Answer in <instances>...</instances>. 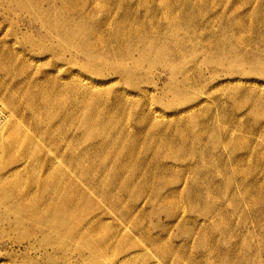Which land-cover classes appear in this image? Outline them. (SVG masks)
Wrapping results in <instances>:
<instances>
[{"label": "rangeland", "instance_id": "obj_1", "mask_svg": "<svg viewBox=\"0 0 264 264\" xmlns=\"http://www.w3.org/2000/svg\"><path fill=\"white\" fill-rule=\"evenodd\" d=\"M0 57L2 109L50 78L84 85L64 127L84 167L36 188L66 209L19 228L0 206V264H264V0H0Z\"/></svg>", "mask_w": 264, "mask_h": 264}, {"label": "bare ground", "instance_id": "obj_2", "mask_svg": "<svg viewBox=\"0 0 264 264\" xmlns=\"http://www.w3.org/2000/svg\"><path fill=\"white\" fill-rule=\"evenodd\" d=\"M166 3V2H165ZM6 6V5H5ZM4 6V7H5ZM45 6V4H44ZM25 14V13H24ZM64 31V30H63ZM62 34L67 35V31H65ZM117 34V40H119L122 43H119V41L117 42L120 46H122L125 43V39L123 38V35L116 31V33L113 35V37ZM119 36V37H118ZM121 36V37H120ZM132 39V38H131ZM133 41V40H132ZM131 43V42H130ZM30 55V54H29ZM3 56V55H2ZM1 56V57H2ZM9 56V55H8ZM24 56V55H23ZM32 56V55H31ZM35 56V55H34ZM0 57V58H1ZM9 57H13L12 55ZM36 57V56H35ZM6 58V57H4ZM3 58V59H4ZM20 58V56H19ZM12 59V58H10ZM14 59V58H13ZM12 60L11 61L12 63ZM29 59V58H28ZM23 60V59H22ZM2 61V60H1ZM0 61V62H1ZM5 61V60H4ZM29 61V60H27ZM26 61V62H27ZM16 62V61H15ZM100 62V61H99ZM3 66L5 67V62ZM2 63H0L2 65ZM31 63V62H30ZM24 64V63H23ZM12 65V64H10ZM26 65L28 66L29 64L26 63ZM25 65H22V67ZM64 66V65H63ZM9 67V66H7ZM11 67V66H10ZM9 67V69L11 70V68ZM59 67V66H57ZM62 67V65H61ZM3 68V67H1ZM24 68V67H23ZM28 68V67H27ZM60 68V67H59ZM65 68V66H64ZM5 68H3L4 70ZM8 69V70H9ZM26 69V67L24 68ZM70 69V68H69ZM7 70V71H8ZM28 70V69H27ZM24 72L25 74L27 73ZM42 70V69H41ZM54 70V69H53ZM61 70V69H60ZM5 71V70H4ZM13 71V70H12ZM25 71V70H24ZM52 71V70H51ZM59 71V70H57ZM67 71V70H66ZM65 71V72H66ZM54 72V71H53ZM56 72V71H55ZM76 72V71H75ZM8 73H10L8 71ZM32 73V72H31ZM46 73V72H45ZM57 73V72H56ZM6 74V72H5ZM19 74V73H18ZM30 74V73H29ZM37 74V73H36ZM35 74V75H36ZM40 74V73H39ZM52 74V73H50ZM78 74V72H77ZM24 75V74H23ZM34 75V73H33ZM34 75V76H35ZM43 75V74H41ZM56 75V74H55ZM1 76V73H0ZM3 76V75H2ZM8 76V75H7ZM7 76H5L6 78H8ZM19 76V75H18ZM32 76V75H31ZM48 76V75H47ZM51 76V75H50ZM54 76V74H53ZM66 76V75H65ZM72 78H69L70 76H68V78L66 79H56L54 78H50L51 80V84L52 86L49 85L48 82H46L47 85H45L44 81L41 83V81L39 83H41V85H36L32 86L34 89V92H24L23 94H21V98H16L15 95L12 96L11 94L14 93H9L11 96L9 98L10 99V103L8 106H3V109L0 107V206L2 208H4L6 211H8L9 213H12L14 215V217H17V221H16V225L19 226H23L26 222L25 217L29 211H33L34 209L37 211H41V212H45L48 210V208L50 206H57L59 207V209L61 208L62 210L65 208L64 205L60 206V204L58 205L57 203L55 204H51L49 202H45V205L43 204V200H41V195H43V193L40 194V190H37V186L42 185L43 187H45V185H49L50 183L52 184H63L66 188L67 184H72L76 179V175H75V171L79 168H81L82 164V156L78 154V139L76 137H73L72 139L67 140L65 138V134H64V127L66 126V122L68 121H75L77 119V114L80 111V107H79V103L77 102L78 98H79V92L80 89H82L84 87L83 83L81 82H77L79 81L78 79L76 80V75H72ZM25 77V76H24ZM33 77V76H32ZM31 77V78H32ZM41 77V76H40ZM79 77V76H78ZM1 78V77H0ZM5 78V79H6ZM35 78V77H33ZM62 78V77H61ZM4 79V78H3ZM1 79V80H3ZM16 79V78H14ZM19 79V78H18ZM21 79V78H20ZM26 79V78H25ZM37 79V78H36ZM47 79V78H46ZM22 80V79H21ZM21 80H19V82H21ZM29 80V79H28ZM32 80V79H31ZM68 80V81H67ZM4 81V80H3ZM12 81V80H10ZM35 80L33 79V82ZM6 82V81H5ZM17 82V81H16ZM25 82V81H22ZM27 82V81H26ZM25 82V83H26ZM30 82V81H29ZM32 82V81H31ZM30 84H33L31 83ZM36 82V81H35ZM13 83V82H12ZM80 83V84H79ZM85 83V82H84ZM11 84V83H9ZM16 84V83H15ZM28 84V83H27ZM26 84V85H27ZM19 85V83L17 84ZM23 85H25L23 83ZM22 85V86H23ZM83 85V86H81ZM3 86V85H2ZM1 86V87H2ZM11 86V85H8ZM45 86V87H44ZM87 86V85H86ZM16 87V86H15ZM29 87V86H28ZM49 87V88H46ZM88 87V86H87ZM9 88V87H8ZM13 88V86H12ZM17 88V87H16ZM21 88V87H20ZM19 88V89H20ZM27 88V87H26ZM46 88V89H45ZM6 89V88H5ZM15 89V88H14ZM13 89V90H14ZM22 89V88H21ZM20 89V91H22ZM29 89V88H28ZM2 91V89H0ZM11 90V88L9 89ZM17 90V89H16ZM26 90V89H24ZM19 91V92H20ZM5 92V91H4ZM7 92V90H6ZM18 93V92H17ZM8 94V95H9ZM6 96V95H5ZM18 96V94H17ZM0 98L1 97L0 95ZM7 97V99H9ZM70 99L72 100V103L70 104V108H68L67 106V102H69ZM4 100V98L2 99ZM0 99V104L3 103L4 101H2ZM8 102V101H7ZM6 102V103H7ZM7 105V104H6ZM1 106V105H0ZM82 107V106H81ZM66 109L68 110L67 114H64L65 112H67ZM63 118V119H62ZM90 118V117H89ZM62 119V120H61ZM60 120V121H59ZM89 121V120H88ZM69 124V123H68ZM90 127V126H89ZM107 127V125H106ZM98 128V127H97ZM68 131V130H66ZM88 132V131H87ZM95 135V134H94ZM97 135V134H96ZM94 137V136H93ZM100 141V140H99ZM106 141V140H105ZM101 142V141H100ZM114 143V142H113ZM100 145V143H99ZM98 145V147H99ZM100 149V148H99ZM94 153V152H93ZM96 153V152H95ZM94 155V154H93ZM92 157V155H90ZM89 156V157H90ZM102 156V155H101ZM88 157H86L85 159H87ZM94 158L96 159V156H94ZM94 158H91L92 160ZM90 159V158H89ZM90 159V161H91ZM85 161V160H84ZM89 161V160H88ZM94 161V160H93ZM88 164V162L86 161L85 164ZM92 163V161L90 162V164ZM88 164V166L90 165ZM93 165V164H92ZM86 168L83 169V172L85 173V171L88 170L87 165H85ZM122 166V165H121ZM120 166V167H121ZM84 167V165H83ZM93 167V166H92ZM91 167V168H92ZM90 168V166H89ZM107 168V167H106ZM109 169V168H108ZM121 169V168H120ZM91 171V169H90ZM106 171V169L104 170ZM95 172V171H94ZM102 172V171H101ZM119 172V169H118ZM121 172V171H120ZM91 174V172H89ZM93 173V171H92ZM107 173V172H104ZM121 173H124L121 172ZM89 174V175H90ZM95 173H93L94 176ZM109 174V173H108ZM117 174V173H116ZM79 178V177H78ZM88 178V177H87ZM90 179L93 178L91 175L89 177ZM122 178V177H121ZM125 178V177H124ZM130 178V176L128 177ZM85 179V178H84ZM80 180V179H79ZM125 180V179H124ZM131 180V179H130ZM128 180V182L130 181ZM92 181V179H91ZM89 181V182H91ZM117 181V180H116ZM120 181V180H119ZM76 182V181H75ZM132 182V181H130ZM22 183L25 184H29L30 187H32L31 189L26 187H22L21 185H24ZM98 183V180H97ZM116 183V182H114ZM118 184H120V182H117ZM122 183V182H121ZM84 184V181H83ZM117 184V185H118ZM74 185V184H73ZM97 185V184H95ZM133 185V184H132ZM21 186V187H20ZM51 186V185H50ZM53 186V185H52ZM51 186V193H53L52 187ZM58 186V185H57ZM79 186V183H78ZM42 187V188H43ZM62 187V188H63ZM98 188V185L95 186ZM113 187V186H112ZM115 187V186H114ZM60 188V187H59ZM68 188V187H67ZM70 188V187H69ZM81 188V187H80ZM129 188V187H128ZM26 189V190H25ZM33 189H36V192H32ZM54 189V188H53ZM73 189H79V188H73ZM84 189V188H83ZM96 189V188H95ZM113 189V188H112ZM55 190V189H54ZM97 190V189H96ZM128 190V189H127ZM132 190V187H131ZM62 191V190H61ZM64 191V190H63ZM62 191V192H63ZM80 191V190H77ZM111 191V190H110ZM118 191V188H117ZM44 192V191H43ZM65 192V191H64ZM67 192H69L67 190ZM72 194V191H70ZM76 192V191H75ZM83 192V191H81ZM78 192V193H81ZM114 192V189H113ZM124 192V191H123ZM129 192H131L129 190ZM77 193V192H76ZM77 193V194H78ZM96 193H99L98 190ZM109 193V191H108ZM115 193H116V189H115ZM125 193V192H124ZM57 194V193H55ZM75 194V196L77 195ZM61 192H60V196H61ZM81 195V194H80ZM84 195V194H82ZM128 195V192H127ZM74 196V195H73ZM108 196V195H107ZM44 197V196H43ZM56 197V196H55ZM110 197V195H109ZM63 195H62V199H63ZM68 199V197H66ZM112 198V197H111ZM114 198V195H113ZM112 198V199H113ZM61 199V197L59 198V200ZM106 199V197H105ZM55 200V198H54ZM58 200V201H59ZM72 200V197L71 199ZM7 204H5V203ZM55 202V201H54ZM53 202V203H54ZM108 202V201H107ZM113 202V201H112ZM112 202H110V204H112ZM121 202V201H119ZM72 203V202H71ZM115 203V202H114ZM113 203V204H114ZM4 204V205H3ZM108 204V203H107ZM73 205V204H72ZM4 206V207H3ZM71 206V204H70ZM75 207L77 206L76 204L74 205ZM74 207V208H75ZM78 207V206H77ZM66 209V208H65ZM70 209V208H69ZM76 209V208H75ZM78 209V208H77ZM71 210V209H70ZM35 212V213H39V212ZM78 211V210H77ZM76 211V212H77ZM7 212V213H8ZM34 212V211H33ZM32 212V213H33ZM74 212V213H76ZM79 212V211H78ZM122 212V211H121ZM31 213V214H32ZM126 213V212H124ZM43 214V213H42ZM78 214V213H77ZM76 214V215H77ZM80 214V213H79ZM8 217L9 215L6 214ZM35 215V214H34ZM38 215V214H37ZM75 214H73L74 216ZM75 215V216H76ZM82 215V213H81ZM122 215H125L122 213ZM12 216V215H11ZM33 216V215H32ZM126 216V215H125ZM30 217V216H29ZM36 217V216H35ZM81 217V216H80ZM80 217H77L78 219ZM68 218V217H67ZM128 218V217H127ZM5 219V218H4ZM3 219V220H4ZM95 219V218H94ZM93 219V220H94ZM7 220V218H6ZM49 220V219H48ZM72 220V219H71ZM98 220V219H97ZM5 221V220H4ZM9 221V220H8ZM15 221V220H14ZM47 221V220H46ZM62 221V220H61ZM82 221V220H81ZM54 220H53V224H54ZM67 222V220H66ZM89 222V221H88ZM87 222V224H88ZM93 222V221H92ZM27 223V222H26ZM42 223V222H41ZM44 223V222H43ZM57 223V222H56ZM81 223V222H80ZM96 223V222H95ZM29 224V223H28ZM45 224V223H44ZM43 224V225H44ZM66 224V223H65ZM75 224V221H74ZM72 223V225H74ZM84 224V222H82V225ZM10 225V224H9ZM58 225H60V223H58ZM68 227V224H66ZM71 225V226H72ZM77 225V224H75ZM81 225V224H80ZM85 225V224H84ZM83 225V227H84ZM94 225V224H93ZM40 226V225H39ZM42 226V225H41ZM40 226V227H41ZM54 226V225H53ZM64 226V225H63ZM90 226V223H89ZM38 227V226H37ZM76 229L77 226H75ZM36 228V227H35ZM56 228V227H55ZM53 228V229H55ZM60 228V227H59ZM64 228V227H63ZM89 228V227H88ZM25 229V227H24ZM42 229V228H40ZM46 229V228H45ZM57 229V228H56ZM61 229V228H60ZM70 229V227L68 228ZM75 229V230H76ZM93 231V228H90ZM96 229V228H95ZM35 230V229H34ZM64 230V229H63ZM71 230V229H70ZM89 230V229H87ZM43 231H44V227H43ZM46 231H48L46 229ZM51 231V229L49 230ZM60 231V230H59ZM67 231V229H66ZM69 231V230H68ZM73 231V228H72ZM81 231L82 227H81ZM90 231V232H92ZM45 232V231H44ZM43 232V233H44ZM57 232V231H56ZM87 232V231H85ZM29 233V232H28ZM47 233V232H45ZM65 233V231H64ZM80 233V232H79ZM54 234V233H53ZM71 234V232H70ZM69 234V235H70ZM92 234V233H91ZM90 234V235H91ZM50 235V234H49ZM56 236V234H54ZM53 235V236H54ZM68 235V233H67ZM68 235V238H66V241H68V239L70 238ZM74 233L71 236V239H69V243H71L72 241L75 243L78 242L81 243V239L83 238H87V237H83L82 234L74 236ZM88 235V234H87ZM52 236V235H51ZM66 237V236H65ZM51 238V237H50ZM53 238V237H52ZM51 238V239H52ZM57 239L61 240L64 239L62 237L61 233L57 234ZM89 238V237H88ZM53 241V240H52ZM58 241V240H55ZM54 241V242H55ZM105 241V240H104ZM61 242V246L63 247V245H65V240L64 241H60ZM59 242V243H60ZM85 242V241H84ZM91 242V241H90ZM94 242V241H93ZM113 242V241H112ZM53 243V242H52ZM67 243V244H69ZM89 243V241H88ZM102 243L105 244V242L102 241ZM100 243V244H102ZM56 244V242H55ZM58 244V243H57ZM91 244V243H90ZM95 244V242H94ZM93 244V245H94ZM104 244L100 245L103 246ZM78 243L77 246L78 247ZM82 245H85L82 244ZM89 245V244H87ZM74 246V247H75ZM96 245H94L95 247ZM99 246V244H98ZM72 247V245H71ZM81 247V245H80ZM83 247V246H82ZM91 247V246H90ZM93 247V248H94ZM66 248H70V246L66 247ZM92 248V249H93ZM96 248V247H95ZM71 250V249H70ZM97 250V249H96ZM64 251V250H63ZM95 251V249H94ZM93 250L91 251L94 252ZM99 251V250H98ZM105 251V250H103ZM71 254H73V251L71 250ZM87 252V250H86ZM89 252V251H88ZM70 252L68 251V254ZM90 253V254H91ZM97 253V252H96ZM64 254V252H63ZM66 253V256L68 255ZM87 254V253H86ZM79 254H77L78 256ZM95 255V253H93V256ZM101 255V254H100ZM65 256V255H64ZM63 256V257H64ZM71 256V255H70ZM88 256V254L86 255ZM99 256V255H98ZM104 256V255H103ZM103 256L101 258H103ZM97 257V256H96ZM106 257V256H105ZM72 258V257H71ZM74 258V257H73ZM95 258V256H94ZM87 259V258H86ZM104 259V258H103ZM106 259V258H105ZM69 260V259H67ZM66 260V261H67ZM98 260V259H97ZM96 260V261H97ZM65 261V260H64ZM82 261V260H81ZM87 262V260H85ZM101 260H99L96 263H99ZM73 262V261H72ZM94 262V259H93ZM102 262V261H101ZM113 262V261H112ZM75 263V262H74ZM77 263V262H76ZM106 263V262H105ZM109 262H107L108 264ZM66 264V263H65ZM69 264V263H68ZM91 264V263H90ZM93 264V263H92ZM101 264V263H99ZM104 264V263H102ZM111 264V263H110Z\"/></svg>", "mask_w": 264, "mask_h": 264}]
</instances>
